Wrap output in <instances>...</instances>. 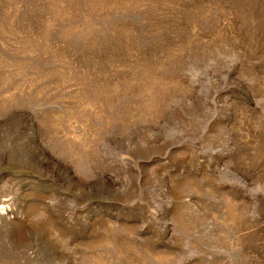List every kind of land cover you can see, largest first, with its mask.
Segmentation results:
<instances>
[{"label": "rangeland", "instance_id": "1", "mask_svg": "<svg viewBox=\"0 0 264 264\" xmlns=\"http://www.w3.org/2000/svg\"><path fill=\"white\" fill-rule=\"evenodd\" d=\"M0 264H264V0H0Z\"/></svg>", "mask_w": 264, "mask_h": 264}]
</instances>
